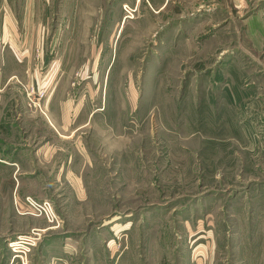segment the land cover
Masks as SVG:
<instances>
[{
	"label": "rangeland",
	"instance_id": "374dc122",
	"mask_svg": "<svg viewBox=\"0 0 264 264\" xmlns=\"http://www.w3.org/2000/svg\"><path fill=\"white\" fill-rule=\"evenodd\" d=\"M0 72L91 157L0 264H264V0H0Z\"/></svg>",
	"mask_w": 264,
	"mask_h": 264
},
{
	"label": "crops",
	"instance_id": "0c3cea01",
	"mask_svg": "<svg viewBox=\"0 0 264 264\" xmlns=\"http://www.w3.org/2000/svg\"><path fill=\"white\" fill-rule=\"evenodd\" d=\"M12 77L0 72V220L6 222L10 215L9 221H22L28 229L39 230L36 217L25 212V196H49L53 203L59 199L68 205L85 203L91 157L77 132L86 122L73 125L66 116L70 105L65 102L56 105L65 106L56 112L54 101L44 103L42 111L27 107L20 93H10L16 86L6 88ZM258 200L257 206L263 205L262 199ZM261 220L258 225V219H254L246 229L264 231V219ZM18 230L15 225L14 230L3 233L4 239H10Z\"/></svg>",
	"mask_w": 264,
	"mask_h": 264
},
{
	"label": "built area",
	"instance_id": "2783aa9c",
	"mask_svg": "<svg viewBox=\"0 0 264 264\" xmlns=\"http://www.w3.org/2000/svg\"><path fill=\"white\" fill-rule=\"evenodd\" d=\"M26 200H27V202L30 206L31 212L33 214L42 215L46 219L47 222L51 223V225L59 224L57 214L54 211L50 201H48L46 199L35 200L31 197H27ZM12 258H14V254H13Z\"/></svg>",
	"mask_w": 264,
	"mask_h": 264
},
{
	"label": "bare ground",
	"instance_id": "6f19581e",
	"mask_svg": "<svg viewBox=\"0 0 264 264\" xmlns=\"http://www.w3.org/2000/svg\"><path fill=\"white\" fill-rule=\"evenodd\" d=\"M128 224H129V223H128ZM22 239H23V238H22ZM20 240H21V239H20ZM24 241H26V240H24ZM19 243H20L19 241H14V242L9 243V244H10V245L13 244V245L15 246V247H13L12 250H14V251H15V250H16V251H20V249H21L20 246H16V245H19ZM20 245H21V244H20ZM14 253H15V252H14ZM14 253H13V254H14ZM14 257H15V256H14Z\"/></svg>",
	"mask_w": 264,
	"mask_h": 264
}]
</instances>
